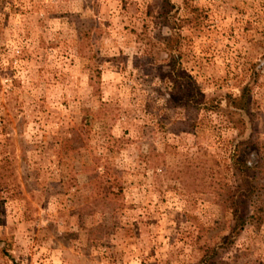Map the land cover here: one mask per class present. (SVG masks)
<instances>
[{
    "label": "rangeland",
    "instance_id": "374dc122",
    "mask_svg": "<svg viewBox=\"0 0 264 264\" xmlns=\"http://www.w3.org/2000/svg\"><path fill=\"white\" fill-rule=\"evenodd\" d=\"M164 1L0 0V264H264V224L229 239L264 0H169L173 30Z\"/></svg>",
    "mask_w": 264,
    "mask_h": 264
},
{
    "label": "trees",
    "instance_id": "16d2710c",
    "mask_svg": "<svg viewBox=\"0 0 264 264\" xmlns=\"http://www.w3.org/2000/svg\"><path fill=\"white\" fill-rule=\"evenodd\" d=\"M175 7L169 0H165L160 13L161 25L169 30L174 28L171 26L172 21V9ZM167 47L174 46V42L170 38H164ZM179 57L172 58V71L169 74L170 79L174 83L176 89L182 87V82L192 86V93L194 96L188 97L187 108H193L199 110L200 104L196 102V86L190 75L182 72L179 63ZM181 86V87H180ZM191 101V102H190ZM191 105V107H189ZM233 105L236 109L243 112H250L251 103L242 97L238 101H234ZM211 109V108H206ZM246 145L247 149L253 147L257 151L258 161L253 165L248 164L246 161L240 158V148ZM231 163L235 172L240 177V183L236 188L230 192L229 201L233 211L234 227L231 231L229 239L233 240L239 233L247 226L253 225L259 227L264 224V142L260 144L259 140L253 136L247 144H239L232 157ZM1 223V219H0ZM215 250H209L205 253V256L199 264H215L212 260L216 256Z\"/></svg>",
    "mask_w": 264,
    "mask_h": 264
}]
</instances>
